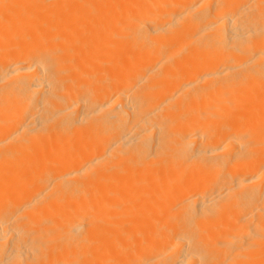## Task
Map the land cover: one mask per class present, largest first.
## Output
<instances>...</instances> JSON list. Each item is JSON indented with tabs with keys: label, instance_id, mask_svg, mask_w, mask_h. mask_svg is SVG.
Instances as JSON below:
<instances>
[{
	"label": "bare ground",
	"instance_id": "1",
	"mask_svg": "<svg viewBox=\"0 0 264 264\" xmlns=\"http://www.w3.org/2000/svg\"><path fill=\"white\" fill-rule=\"evenodd\" d=\"M0 264H264V0H0Z\"/></svg>",
	"mask_w": 264,
	"mask_h": 264
}]
</instances>
